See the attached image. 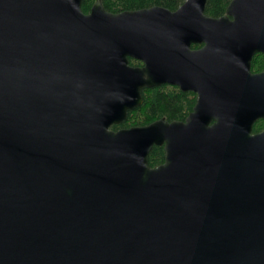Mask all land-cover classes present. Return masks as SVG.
I'll return each mask as SVG.
<instances>
[{"label": "water", "instance_id": "obj_1", "mask_svg": "<svg viewBox=\"0 0 264 264\" xmlns=\"http://www.w3.org/2000/svg\"><path fill=\"white\" fill-rule=\"evenodd\" d=\"M206 1L0 0V264H264V0ZM163 85L184 122L111 129Z\"/></svg>", "mask_w": 264, "mask_h": 264}, {"label": "trees", "instance_id": "obj_2", "mask_svg": "<svg viewBox=\"0 0 264 264\" xmlns=\"http://www.w3.org/2000/svg\"><path fill=\"white\" fill-rule=\"evenodd\" d=\"M97 0H82L81 9L84 14ZM186 0H100L102 7L108 13L118 14L128 11L162 7L171 12L176 11ZM231 0H207L204 14L211 18L222 17ZM132 67H141V64L129 60ZM252 72L264 71V56L256 55L252 60ZM142 104L128 112L126 120L119 126H112V130L147 126L155 121L164 119L168 122L184 121L192 112L196 103V96L192 93H183L170 86H160L141 91ZM264 131V120L257 121L252 128V134ZM163 147H153L147 157L150 168H156L164 163Z\"/></svg>", "mask_w": 264, "mask_h": 264}, {"label": "flooded vegetation", "instance_id": "obj_3", "mask_svg": "<svg viewBox=\"0 0 264 264\" xmlns=\"http://www.w3.org/2000/svg\"><path fill=\"white\" fill-rule=\"evenodd\" d=\"M202 47V45H198V44H193V45H191V49L192 50H198V49H200ZM256 55H262V56H264V54H256ZM256 55H254V56H256ZM254 58V57H253ZM253 58H252V60H253ZM129 60H133V59H128V64H129ZM252 60H251V65H252ZM135 61V60H134ZM138 62V61H137ZM140 63V62H139ZM141 64V63H140ZM132 67V66H131ZM141 67H142V64H141ZM134 68H137V67H134ZM251 73L252 74H260V73H264V71L263 72H252V69H251ZM163 86H169V85H163ZM170 87H174V86H170ZM175 88H177V89H179L178 87H175ZM180 90V89H179ZM182 92V91H181ZM183 93H192V92H183ZM192 94H194V93H192ZM195 95V94H194ZM196 96V95H195ZM196 101H197V96H196ZM196 104V103H195ZM194 107H195V105H194ZM193 107V108H194ZM192 111H193V109H192ZM191 114V113H190ZM189 116V115H188ZM187 116V117H188ZM186 117V118H187ZM262 120H264V119H262ZM166 121V120H165ZM185 121V120H184ZM184 121H174V122H184ZM260 121V120H259ZM166 122H168V121H166ZM263 132V131H262Z\"/></svg>", "mask_w": 264, "mask_h": 264}]
</instances>
